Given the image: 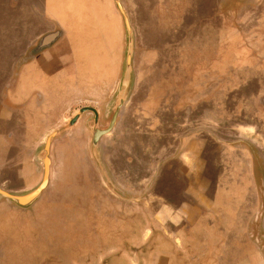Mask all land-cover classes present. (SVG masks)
<instances>
[{
	"label": "crops",
	"instance_id": "crops-1",
	"mask_svg": "<svg viewBox=\"0 0 264 264\" xmlns=\"http://www.w3.org/2000/svg\"><path fill=\"white\" fill-rule=\"evenodd\" d=\"M119 1L133 31L132 84L110 134L113 137L108 149L112 156L111 173H107L110 183L102 176L91 178L90 186L86 185V188L94 193L90 202L96 203L97 212L89 215L86 210L79 224L81 232L97 234L101 229V233L110 234V240L97 241L95 257L83 256L81 251L88 249L85 243L74 244L71 248L81 250V258L69 260L70 264H264L262 243L258 239L250 240L247 235L256 230L253 222H258V212L249 209L248 205L245 207L249 190L246 188L264 185V177L258 178L256 172L264 169V2L243 0V32L229 22L231 27L227 29L230 32L225 30L224 39L228 36V44L233 43L236 52L233 58L226 60L227 56L222 59L216 54L201 65L196 63L193 53V64L188 63L192 65L193 80H201V85L192 82L186 93L180 89V83L169 81L163 85V81L161 96L155 95L154 87L149 88L131 116L130 111L134 108L129 99L137 78L133 64L135 27L131 14L135 0ZM67 3L76 13L89 9L93 12L92 8L99 7L103 13L108 9L110 18L109 15L96 18L98 25L106 23V27L98 30L94 25L91 35L96 34L100 39L99 34H103L107 41L113 39L112 30L116 27L119 41L115 50L105 47L109 56L105 71L113 70L119 76L108 98L70 101L60 114L57 128L64 126L72 116L68 111L73 105L96 107L98 127L104 129L106 125L101 124L113 118L116 105L113 95L124 74L126 32L123 19L113 0H67ZM22 6L26 7L24 11ZM252 11H255L256 21H252ZM65 20L45 0H0V72L3 73L0 108L5 109L0 111L3 114L0 123L8 125L13 121L14 113L19 115L21 122L20 131L11 126L5 136L12 142L8 145L12 151L27 152L33 122L49 113L52 104L61 103L72 85L78 87L84 83L81 78L87 65L79 58L78 32L75 27L70 30L72 27H68ZM226 23L228 21H223L225 27ZM45 37L49 43L29 58V53H36L39 42ZM7 42H14L16 52L1 50ZM180 55L183 60L187 59L181 51ZM2 60L5 61L4 68ZM164 68V78L168 75L171 80L173 72L183 70L185 64L178 61L171 72ZM37 72L44 76L36 77ZM232 73L240 78L232 77ZM52 79L53 84L55 80L57 84L70 79L75 83L58 89L57 102L53 97L52 104H44L43 91L50 90ZM164 88L171 93L165 98ZM9 106L19 109L13 111ZM157 107L170 116L164 115L165 112L156 113ZM93 121L94 114L86 112L67 132L78 128L90 134ZM57 128L45 131L40 142ZM20 137L21 143L15 144ZM103 153H100L102 157ZM256 156L261 160L259 166ZM141 157L146 158V162L138 163ZM219 160L230 163L233 160L235 177H227V166L222 167ZM14 166L13 163L10 167L13 173L5 176L9 183L24 182L27 172V177L32 175L39 180L36 167L29 166L24 172L23 167L13 169ZM51 170L52 163L49 186ZM67 181L63 179L64 184ZM99 187L102 192L96 195ZM154 202L159 203L158 208H152ZM109 206L112 212L106 210ZM92 216L96 218V224L90 220ZM99 217L109 219L111 225H99ZM68 227L71 228L72 223ZM85 228L91 229L86 231ZM102 249L110 252L107 257L99 252Z\"/></svg>",
	"mask_w": 264,
	"mask_h": 264
},
{
	"label": "rangeland",
	"instance_id": "rangeland-1",
	"mask_svg": "<svg viewBox=\"0 0 264 264\" xmlns=\"http://www.w3.org/2000/svg\"><path fill=\"white\" fill-rule=\"evenodd\" d=\"M45 2L53 6L57 15H60L63 19L66 18L63 22L68 27H72L70 30L73 27L76 28L78 41L81 46L79 58L82 63L87 65V68L81 78L84 83L79 85L80 87H77L76 84L72 85L68 95L61 100V103L52 104L54 98L55 102H57L58 89L64 85L70 86V84L75 83L74 80L70 79L66 83L57 82V84L56 80L54 84L52 82L53 79L49 81L51 82L50 90L43 91L44 104L50 103L54 106L49 113L42 115L41 120L33 122V133H30L29 140H27V152H23V150L19 152L12 151L11 146H8L12 142L5 137L11 126L20 131L21 122L18 120L19 115L13 112V121L9 122L10 125L0 123V155H2V158H0V189L12 195L29 193L41 183L43 164L40 159L44 155V142L47 138L42 139V142H40L41 137L45 131L58 127L60 114L65 107L67 108L69 102L73 101V99L108 98L119 76L113 70L105 71L109 58L105 47L107 46L111 50L114 48L115 50L116 43L118 45L119 37L116 27L112 30L113 39L110 38L107 41H104L103 34H99L101 40L96 37V34L91 35L94 25L97 26L98 30L104 29L106 23L98 25L99 22L97 24L96 18L99 16L101 19L103 15L105 17L109 15L110 18L108 9L103 10V13L100 7L99 9L92 8L93 12L89 9L82 12L77 10L78 12L76 13L68 6L67 0H45ZM242 5L243 0H135V12L131 10V14L132 18L134 17L132 23L135 27L136 41L133 64L137 78L129 99L133 103L132 108H134L130 111V115L132 116L135 112V105L144 100L149 88L152 89L154 87L155 95L161 96L163 81V85L169 81L180 83V86H182L180 89L182 91L185 90L184 92L186 93L189 92V87L193 83L201 85V80H193L195 78H193V69L190 64H193V58H191L193 53L196 63L201 65L206 64L209 58L216 54L222 56V59L227 56L226 60L230 59V57L233 58L236 53L235 49H233V43L231 42V45L228 44V36L224 39V34L225 30L230 32V29H227L231 27L230 21H232L231 23L236 30L243 32ZM22 7V11H24L26 7ZM93 13L95 16H93ZM235 13L236 15H233ZM255 17V11H252V21H256ZM191 21H196L194 22L195 25ZM223 21H228L225 24L226 27ZM108 22L110 23L111 19ZM15 47L14 42H9L1 50L15 51L13 50ZM180 51L184 53L185 59L187 57L186 60L181 58ZM187 52H189L188 55H186ZM7 59L8 57H6V61ZM178 61H181L183 65L185 64V68L181 71L173 72L172 75L170 74L171 80L168 75L164 78L166 73L164 67H167V71H174ZM4 62L2 60V68H4ZM139 71L141 74H139ZM2 74L0 72V82ZM35 75L39 78L44 76L40 72L35 73ZM140 75L141 80H139ZM177 76H179V80ZM233 76L240 78V75H233L232 73ZM197 77L199 76L197 75ZM12 78L15 79V75ZM241 78L243 79V75H241ZM81 86H83V89ZM62 90H65V88ZM59 92L62 93L63 91ZM163 93L164 98L171 94L168 92V88H164ZM190 97L193 98L192 95ZM229 106L232 107L233 104ZM91 107L96 108L94 106ZM9 109L14 111L19 108L9 106ZM77 109L79 108L72 105L68 114L73 115ZM4 110L2 106L0 111L4 112ZM161 110L157 107L156 113L165 112ZM166 114L165 112L164 115ZM2 115L0 112V116ZM37 117L39 118L40 116L37 115ZM109 122L110 120L101 124L102 126L106 125L104 129L107 128ZM79 131L77 128L74 131L65 132L52 142L49 154L50 162L52 163L51 184L50 186L48 185L42 196L32 206L23 209L0 197V264H70L69 260L81 258V254L79 255L81 250L77 249L76 251L71 248L74 244L85 243L88 249L81 251L83 256L95 257L98 253L96 247L94 248L96 243H98L97 241L106 242L107 239L110 240V234L101 233V229L100 231L98 230L99 233L97 234L95 232H81L82 227L80 228L79 224L86 210L89 215L91 213L96 215V203L90 202L93 200L94 193L90 192V190L88 192L86 185L91 183L92 177L96 179V177L102 176L97 164L102 163L104 168H109L107 173L110 175L112 156L108 149L113 137L109 135L104 138L100 153L104 152L103 154L105 155L101 156L96 163V160L91 156V135L83 129ZM16 140L18 143H14L19 144L22 139L20 137ZM13 153L17 155H13ZM10 154L13 157H10ZM16 157L18 158L16 159ZM257 158L259 166L261 160L259 156ZM6 159L9 161H6ZM12 159H16V161H10ZM252 161L253 165L256 166L254 157ZM139 162L141 164L146 162V158L141 157ZM218 162L222 167L227 166L225 169L227 177L229 175L230 177H235L233 175L234 170H232L233 160L231 161L232 163L227 162V160H219ZM13 163L15 164L12 167L13 169L21 166L23 170L25 169L24 172L29 170V166L36 167L39 172V180L36 181L35 176L33 177L32 175L27 177L29 175V172H27L24 182H20L17 185L9 183V179L7 181L5 176L13 173L10 168ZM257 170L258 178H260L259 176L264 177V169ZM63 179L68 180L66 184L63 183ZM34 182L36 183L34 184ZM98 189L100 191L96 190V195L102 192V187ZM246 189L249 190L245 207L248 205L249 209L255 210L259 214L258 222H253V227L256 229L254 234L248 232L247 235L250 240H260L264 249V185L252 188L248 186ZM109 196L112 197L110 194ZM137 204L141 203L137 202ZM158 207L159 203L154 202L152 208ZM99 209L102 208L99 207ZM111 209L112 207L110 206L106 208L108 211H111ZM102 218H98L99 225L101 223L111 225L109 219ZM90 220L95 222L96 218L92 216ZM70 223H72L71 228L68 227ZM85 229L87 231L91 228ZM94 229L96 228L94 227ZM99 252L104 257H107L108 253H110L106 249H102Z\"/></svg>",
	"mask_w": 264,
	"mask_h": 264
},
{
	"label": "water",
	"instance_id": "water-1",
	"mask_svg": "<svg viewBox=\"0 0 264 264\" xmlns=\"http://www.w3.org/2000/svg\"><path fill=\"white\" fill-rule=\"evenodd\" d=\"M115 3L116 8L120 12L123 24L126 32V51H125V68H124V74L121 77V80L118 83V86L115 90V93L113 95V99L115 102V107L113 109L114 115L111 121L109 122L106 129H100L98 127V112L95 108L91 106H84L80 107L75 111V113L66 121L65 125L57 128L56 130L52 131L44 142V148H43V156L40 159L41 163L43 164V176L41 183L37 188L32 190L29 193L23 194V195H12L9 193H6L5 191L0 189V197L7 199L11 203L17 205L20 208L27 209L30 206H32L42 195V193L48 188L49 185V174H50V148L52 145V142L57 137L61 136L63 133L70 130L74 124L78 121V119L86 112H91L94 114V121L93 126L90 129V135H91V156L96 160V163L101 158L100 155V146L102 143V139L104 137H107L111 134L115 122L117 120V117L122 109V107L125 104V100L129 94L130 87L132 84V76H133V69H132V55H133V31L132 27L130 25V21L128 18V15L124 8L122 7L119 0H113Z\"/></svg>",
	"mask_w": 264,
	"mask_h": 264
},
{
	"label": "flooded vegetation",
	"instance_id": "flooded-vegetation-1",
	"mask_svg": "<svg viewBox=\"0 0 264 264\" xmlns=\"http://www.w3.org/2000/svg\"><path fill=\"white\" fill-rule=\"evenodd\" d=\"M262 1L264 2V0H262ZM235 14H236V13H235ZM44 39H46V37L43 38V39L39 42V44H38V46H37V48H36V53H35V52H32V51H31V53H29V58H30V57H33L34 55H36L37 52H39L40 50H42V48H43L45 45H47V44L49 43L50 40H48V42H46V40H44ZM38 54H39V53H38ZM29 58H28V59H29ZM98 167L100 168V173H101L102 177H103L108 183H110V181H108L109 176H108L107 171H106V169L104 168L103 164L100 163V164L98 165ZM257 214H258V213H257ZM258 215H259V214H258ZM258 217H259V216H258Z\"/></svg>",
	"mask_w": 264,
	"mask_h": 264
}]
</instances>
